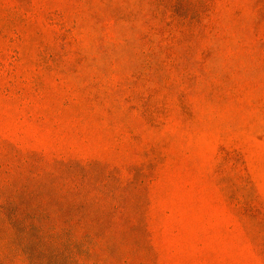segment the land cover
Here are the masks:
<instances>
[{
  "label": "rangeland",
  "instance_id": "1",
  "mask_svg": "<svg viewBox=\"0 0 264 264\" xmlns=\"http://www.w3.org/2000/svg\"><path fill=\"white\" fill-rule=\"evenodd\" d=\"M0 264H264V0H0Z\"/></svg>",
  "mask_w": 264,
  "mask_h": 264
}]
</instances>
